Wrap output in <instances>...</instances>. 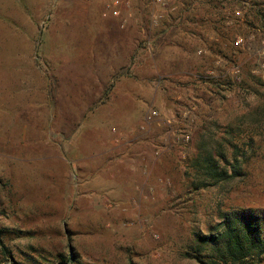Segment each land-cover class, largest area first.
Returning <instances> with one entry per match:
<instances>
[{
    "label": "rangeland",
    "instance_id": "1",
    "mask_svg": "<svg viewBox=\"0 0 264 264\" xmlns=\"http://www.w3.org/2000/svg\"><path fill=\"white\" fill-rule=\"evenodd\" d=\"M121 2L115 16L109 0H0V264H198L219 212H264V122L250 123L264 109V0ZM120 55L60 136V97ZM108 99L105 125L86 129ZM77 131L78 165L60 145ZM206 131L242 177L193 190L183 172Z\"/></svg>",
    "mask_w": 264,
    "mask_h": 264
},
{
    "label": "trees",
    "instance_id": "2",
    "mask_svg": "<svg viewBox=\"0 0 264 264\" xmlns=\"http://www.w3.org/2000/svg\"><path fill=\"white\" fill-rule=\"evenodd\" d=\"M253 114L250 123L264 122V109ZM225 142L213 131L200 135L196 153L183 172L193 190L226 185L242 177L240 162L233 155L231 159L226 156ZM218 218L213 229L200 237L209 246L198 264H264V212L235 209L219 212Z\"/></svg>",
    "mask_w": 264,
    "mask_h": 264
},
{
    "label": "crops",
    "instance_id": "3",
    "mask_svg": "<svg viewBox=\"0 0 264 264\" xmlns=\"http://www.w3.org/2000/svg\"><path fill=\"white\" fill-rule=\"evenodd\" d=\"M117 33L118 31H111L108 30V33ZM107 33V29L103 31V34H105V39H107L108 34ZM116 35V34H115ZM121 57H123V55H120V59H116L114 61L109 60L107 58H105L104 62L101 63L103 66H101V68L103 69V72L101 74L100 77L98 76H94L92 77V80H85L84 84L85 85H79V88H82L84 90H80L78 93H76L75 91H73L71 94H67L64 96L60 97V101L61 103L66 102L67 104H70V110H67L64 106L60 105V110L62 112L61 116H60V136L64 137L67 135V132L65 131V128L67 127H77V129L81 128L78 127V125L81 123V114L82 112L84 113L85 111H88V109L91 107L92 104L97 103V101L100 99V97L102 96L103 90L105 89L106 86V78L109 77V74L111 73V71H115L117 69L120 68L121 63L123 64V60H121ZM87 84V85H86ZM72 89H76V85L75 82H73L72 85ZM75 94V96L73 97V102L69 103V97L71 95ZM82 95H88L90 96V99L87 101L86 106L83 107V109H79V106L81 105L80 100L82 99ZM88 98V97H87ZM76 99V100H75ZM111 99H108L106 101L103 102H99L100 104L97 105L93 111H91L89 114H87V119L86 121H83L84 126L86 129L89 130V128H96L97 131L98 129H100V127L104 124V122H107V110L110 108L109 103ZM128 101H130V97H128ZM75 103L77 104V106H75ZM133 106V107H132ZM131 107L132 108H140L142 107V105H140L139 102L137 101H133L131 102ZM101 120V121H100ZM100 132L96 133V136H100L99 135ZM145 135L144 130H139L136 131L134 133H130L128 134V139L127 141H132L136 138H138L139 136ZM77 136H81L80 131L74 132L73 133V139L72 140H65L64 139V143H62V141H60V145L62 146V149L64 151V153H66L68 151V149H70L72 151V155H69V157L71 156V158L75 161V164L78 165V162L81 160L82 157H80V151H78L80 148L77 145V143H75L78 139ZM77 137V138H75ZM99 148V147H98ZM111 148H108L106 151H109ZM105 151V152H106ZM97 153H102V149L100 150L97 149L96 150ZM69 154V153H68ZM68 157V156H67ZM138 158L140 159L141 156H138ZM142 166H144L143 164H141ZM155 165L154 161H151V163H149V167H153Z\"/></svg>",
    "mask_w": 264,
    "mask_h": 264
},
{
    "label": "built area",
    "instance_id": "4",
    "mask_svg": "<svg viewBox=\"0 0 264 264\" xmlns=\"http://www.w3.org/2000/svg\"><path fill=\"white\" fill-rule=\"evenodd\" d=\"M152 3H165V0H151ZM121 0H109V4L107 5V8L112 10L113 14L116 16L119 14V5ZM154 115V112H151L150 114L146 115L145 120L150 121L152 119V116Z\"/></svg>",
    "mask_w": 264,
    "mask_h": 264
},
{
    "label": "water",
    "instance_id": "5",
    "mask_svg": "<svg viewBox=\"0 0 264 264\" xmlns=\"http://www.w3.org/2000/svg\"><path fill=\"white\" fill-rule=\"evenodd\" d=\"M4 264H16L15 262H11V261H8V262H6V263H4Z\"/></svg>",
    "mask_w": 264,
    "mask_h": 264
}]
</instances>
